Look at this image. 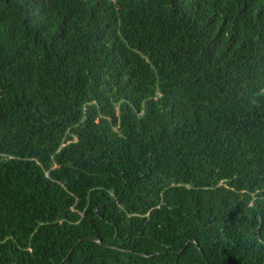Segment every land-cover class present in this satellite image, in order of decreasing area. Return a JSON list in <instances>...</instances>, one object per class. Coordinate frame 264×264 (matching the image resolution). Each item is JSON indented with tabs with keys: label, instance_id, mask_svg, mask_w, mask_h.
<instances>
[{
	"label": "trees",
	"instance_id": "1",
	"mask_svg": "<svg viewBox=\"0 0 264 264\" xmlns=\"http://www.w3.org/2000/svg\"><path fill=\"white\" fill-rule=\"evenodd\" d=\"M0 264H264V0H0Z\"/></svg>",
	"mask_w": 264,
	"mask_h": 264
},
{
	"label": "water",
	"instance_id": "2",
	"mask_svg": "<svg viewBox=\"0 0 264 264\" xmlns=\"http://www.w3.org/2000/svg\"><path fill=\"white\" fill-rule=\"evenodd\" d=\"M95 240V239H94ZM95 241H98V240H95ZM195 247L198 249V246H197V244H195ZM143 255V254H142Z\"/></svg>",
	"mask_w": 264,
	"mask_h": 264
}]
</instances>
